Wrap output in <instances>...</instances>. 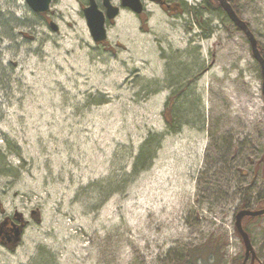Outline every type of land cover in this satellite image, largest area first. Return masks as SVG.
<instances>
[{
    "label": "rangeland",
    "instance_id": "1",
    "mask_svg": "<svg viewBox=\"0 0 264 264\" xmlns=\"http://www.w3.org/2000/svg\"><path fill=\"white\" fill-rule=\"evenodd\" d=\"M169 1L184 11L121 8L97 44L86 0L44 15L0 0V223L25 220L0 264H191L206 245L199 264H243L236 215L264 200L262 67L227 14ZM230 3L263 52L264 0ZM151 134L162 146L133 175ZM243 224L264 264V215Z\"/></svg>",
    "mask_w": 264,
    "mask_h": 264
},
{
    "label": "water",
    "instance_id": "2",
    "mask_svg": "<svg viewBox=\"0 0 264 264\" xmlns=\"http://www.w3.org/2000/svg\"><path fill=\"white\" fill-rule=\"evenodd\" d=\"M30 8L38 14H45L50 10L51 4L54 0H25ZM155 1V0H151ZM224 11L227 13L228 17L233 21V23L240 28L248 37L251 45L254 57L260 62L262 67V76H263V95H264V57L262 56L259 48L257 40L255 39L253 33L251 32L247 23L242 20L230 2L228 0H218ZM103 4L107 9V13L105 14L101 9H99L95 0H90L89 5L84 9L85 18L87 21L88 28L90 30V34L95 43L104 44L108 39V32L106 28L107 20H113L119 14V7L114 6L111 0H103ZM122 6L125 8L131 9L136 14H141L143 12L144 6L141 0H122ZM51 27L54 31H58V26L52 22ZM264 208L258 210L252 209H243L239 211L236 215V229L241 236L244 246H245V257L243 264H248L250 260V264H255L258 256L252 245L249 234L244 228L243 220L245 217H256L263 216ZM41 215L39 212H35L33 214V218L37 221H41ZM19 220L25 222L23 216L19 214ZM25 224V223H23ZM22 226L16 229L14 245L21 240Z\"/></svg>",
    "mask_w": 264,
    "mask_h": 264
},
{
    "label": "trees",
    "instance_id": "3",
    "mask_svg": "<svg viewBox=\"0 0 264 264\" xmlns=\"http://www.w3.org/2000/svg\"><path fill=\"white\" fill-rule=\"evenodd\" d=\"M202 9L206 10L207 12L212 11L216 13H225L223 8L221 7L218 0H203V2L200 4ZM226 14V13H225ZM262 54H264V51L262 52V49L260 50ZM170 101H173V97ZM155 140H157L156 144H154ZM163 142V136H159L157 134H151L147 140L143 143V145L140 148L139 154L134 160L133 167H132V173L133 175H137L141 170L149 168L154 159L157 157L158 150L161 148ZM260 208L264 206V200L259 205ZM211 250L214 251V249L210 246H203L202 248L198 247L196 248L191 255H189V263L191 264H199L200 258H205V255L211 252ZM200 259V260H199Z\"/></svg>",
    "mask_w": 264,
    "mask_h": 264
},
{
    "label": "flooded vegetation",
    "instance_id": "4",
    "mask_svg": "<svg viewBox=\"0 0 264 264\" xmlns=\"http://www.w3.org/2000/svg\"><path fill=\"white\" fill-rule=\"evenodd\" d=\"M88 3L90 0H86ZM144 4L146 0H141ZM95 2L98 4L99 8L107 13V9L103 4V0H95ZM157 4H159L163 9H165L169 14H177L182 11H184L180 5V3H171L169 0H155ZM121 3V0H120ZM116 5V4H115ZM146 7V5H144ZM120 6V10H121ZM212 12V11H209ZM147 15L146 8L144 9L143 13L140 14L141 18H144ZM108 24V23H107ZM19 218V213H16L13 217L6 216L2 219L0 223V243L7 247L8 249H12L14 245V239H15V231H16V222Z\"/></svg>",
    "mask_w": 264,
    "mask_h": 264
},
{
    "label": "bare ground",
    "instance_id": "5",
    "mask_svg": "<svg viewBox=\"0 0 264 264\" xmlns=\"http://www.w3.org/2000/svg\"><path fill=\"white\" fill-rule=\"evenodd\" d=\"M243 106H244L243 104H240L239 108H243ZM252 106H253L254 108H256V109H259V108H260L259 104L256 103V101L253 103ZM234 118L239 119V117H232V119H234ZM90 258H91V254L87 255V257H86V261H87V260H90ZM68 264H70V262H69Z\"/></svg>",
    "mask_w": 264,
    "mask_h": 264
}]
</instances>
